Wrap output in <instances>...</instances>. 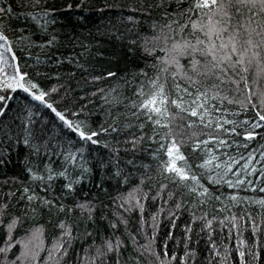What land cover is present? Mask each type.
I'll return each mask as SVG.
<instances>
[{
  "label": "snow or ice",
  "instance_id": "snow-or-ice-1",
  "mask_svg": "<svg viewBox=\"0 0 264 264\" xmlns=\"http://www.w3.org/2000/svg\"><path fill=\"white\" fill-rule=\"evenodd\" d=\"M56 4L0 0V168L13 157L18 168L0 179V225L6 229L0 253L6 257L15 243L14 229L47 213L59 230L56 255L48 257L56 264L76 239L85 241L78 264H121L129 246L136 255L125 264H141L142 258L147 264H264V197L246 194L264 193V0H131L120 6L128 7L130 23L138 13L151 16L154 10L163 21L153 22L150 38L136 32L130 41V51L139 44L145 58L155 61L151 74L139 68L130 79L107 69L88 70L81 58L89 45L75 34L61 40L56 25L62 9ZM71 8L65 0L63 11ZM69 45L73 50L67 55L60 51ZM65 64L73 71L50 73ZM76 72L84 74L83 84ZM109 78L116 82L99 86ZM84 85L92 90L84 91ZM89 97L106 106L107 119L99 124L91 119ZM175 120L185 121L178 125L186 129L179 140ZM101 146L107 158L95 154ZM138 153H146L147 162ZM95 171L100 173L96 195L75 199ZM109 181L128 190L109 197L112 216L99 217L107 221L105 235L95 212L98 204L108 207L100 198L108 195ZM149 201L156 209L150 216L153 230L141 244L139 233L120 228L127 225L124 213L138 211L143 220ZM162 214L171 230L158 250L155 227ZM185 214L181 235L174 237ZM217 226L222 236L228 230L220 244L212 239ZM233 229L236 242L229 247L223 241ZM39 231L35 227L33 237ZM245 232L247 241L241 238ZM194 235L197 244L201 235L208 237L203 261L192 246ZM173 238L177 247L183 244L182 254L169 251ZM21 257L38 264L35 250Z\"/></svg>",
  "mask_w": 264,
  "mask_h": 264
},
{
  "label": "trees",
  "instance_id": "trees-1",
  "mask_svg": "<svg viewBox=\"0 0 264 264\" xmlns=\"http://www.w3.org/2000/svg\"><path fill=\"white\" fill-rule=\"evenodd\" d=\"M65 0H57L56 7L61 8V15L59 17V22L56 25L57 30L61 33V40H64L65 36H72L73 34L79 36L86 44L89 45L87 49V54L81 58V62L85 63V66L90 72L94 74L99 73L102 69H107L116 73L117 78H131V75L138 71L139 68L145 69L149 74L152 73L151 64L155 61L152 59L145 58L141 46L138 44L135 49L131 48L130 41L135 39V33L139 32L142 37L148 36L151 37L152 33V24L155 21L156 23H162V17L159 10H154L151 13V16L145 14H137V19L134 22L127 21L126 17L129 14L128 7H120L122 5H128L131 3V0H67L68 3L72 4V8L67 11H63V4ZM105 3L111 5L116 4L115 8L104 7ZM82 5L81 8H77L76 5ZM187 7V4L184 5ZM174 8L175 5L173 4ZM103 9V11H98L97 9ZM245 11V16H247ZM196 17L193 16V19ZM131 30V31H129ZM190 30V25H189ZM254 41L258 40L257 37H253ZM171 45L169 44L168 47ZM161 48L164 47V44L161 43ZM73 49L69 45L67 48H62L60 51L64 52L65 55ZM76 52H80L81 48L77 47ZM51 54V53H49ZM158 55L163 58V51H158ZM183 63V61H182ZM73 71V69L65 64L63 67L52 68V72H61L67 73ZM256 69L254 66L249 67L248 69V78L251 80L254 78ZM83 75L81 72H76L75 80H80L83 84ZM52 83L57 81L53 79ZM116 81L111 80V78L100 82L99 86L104 87L110 83L114 84ZM171 82L169 81V84ZM264 83V81H261ZM74 86V82H73ZM91 87L84 85V91H91ZM77 94L79 90H77ZM131 92L125 91L124 96H130ZM91 103L88 104V110L91 113V119L94 124H99L107 119L104 108L98 98L93 99ZM170 112H175L176 110L169 106ZM185 121L175 120L172 123V128L177 134V139H180V134L186 132V129L179 128L178 125L184 123ZM97 156H104L107 158V150L102 146L99 148V151L95 153ZM142 160L147 162L146 153L137 154ZM123 166V165H122ZM18 171L15 157H13V162L7 165L4 168H0V179H3L4 176L11 177ZM155 171V169H153ZM130 179L135 182V176L130 177ZM100 181L99 171H95V174L92 178L91 183L85 182L84 184L78 187L75 199L84 201L86 199H92L96 193L97 189L94 185ZM57 190L59 185L57 184ZM104 187L108 189V195L102 196L100 199L105 205H108L107 208H101L100 205H97L95 215L97 217V227L100 228L103 234H107L109 231L107 226V221L100 222L99 217L103 213L107 217L111 218L113 206L109 199L110 196H115L117 191L127 192V188L123 185H117L115 181H109L104 184ZM245 193H241L244 195ZM249 196H253L256 199L264 197V193H246ZM71 200V198H70ZM253 211H259L257 205H251ZM156 211L155 207L152 205V202L149 201L144 209L143 220L140 219V213L138 211H132L124 213V216L127 220V225H122L120 232L138 234L137 240L139 243H144L145 235H150L152 232V220L150 219L151 213ZM233 211H236L235 209ZM229 213L225 212L223 215H228ZM75 217H73V220ZM168 217L166 214L158 215L157 224L155 227L156 232V247L159 250L161 243L167 237V233L171 230L168 223ZM187 219L186 214L177 221V227L174 230V237H179L181 235V225L184 224ZM4 223H7V220H4ZM55 217L50 218L47 213H38L36 217L29 218L25 220L22 226H18L13 230L12 236L15 240L12 248L8 251L7 256L3 253H0V264H4L5 261L11 262L15 261V264H29L27 260L23 257L17 259L21 256L22 252L35 250L37 252V262L38 264H56L54 260L49 259V253L53 252V255H56L53 250V246L58 244L59 241V230L55 227ZM39 227L40 231L38 234L33 237V229ZM83 226L81 225V231ZM75 233V227L73 228ZM119 234V233H118ZM6 235V229L0 225V247L4 246V238ZM264 235V234H262ZM228 236V230L226 229L221 234L219 226L216 227V230L212 236L217 244H220L223 237ZM242 239L248 240V233H243ZM208 239L207 236L201 235L199 237L198 244L196 243L197 237L193 236V247H197L198 251V262L203 261L207 255V247L205 241ZM90 243V240L88 241ZM225 244H228L229 247L235 244L236 235L235 230H232V236L230 239H224ZM27 245V248H26ZM39 247H35V246ZM84 247L85 241L82 239L74 240L70 245H67V255L59 260V264H78V257H84ZM169 251H177L179 254L183 253V244H180L178 247L176 245L175 238L169 239L168 241ZM221 251L223 249L221 248ZM136 253L132 251L131 246L124 252V257L121 261V264H125L130 256H135ZM141 264H147V261L142 258Z\"/></svg>",
  "mask_w": 264,
  "mask_h": 264
},
{
  "label": "rangeland",
  "instance_id": "rangeland-1",
  "mask_svg": "<svg viewBox=\"0 0 264 264\" xmlns=\"http://www.w3.org/2000/svg\"><path fill=\"white\" fill-rule=\"evenodd\" d=\"M26 248H27V245H26Z\"/></svg>",
  "mask_w": 264,
  "mask_h": 264
}]
</instances>
